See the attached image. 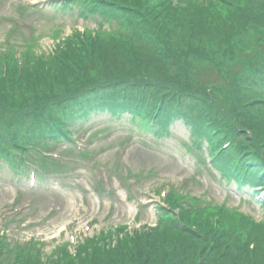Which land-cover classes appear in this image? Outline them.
<instances>
[{
    "label": "trees",
    "instance_id": "16d2710c",
    "mask_svg": "<svg viewBox=\"0 0 264 264\" xmlns=\"http://www.w3.org/2000/svg\"><path fill=\"white\" fill-rule=\"evenodd\" d=\"M81 1L137 13L149 35H138L135 41L136 35L86 34V40L71 38L66 48L47 58L28 49L20 74L11 56L6 73L0 66V155L10 157L24 144L51 146L43 138L63 133L56 126L63 125L58 106L70 102L72 93L103 97L101 89L119 85L141 91H120L109 97L112 104L134 113L140 112L131 105H154L147 121L162 116L164 123L181 116L198 132L212 126L205 136L214 141L215 131L218 145L235 138L229 148L236 159L223 167L235 170L232 177L241 183H264V34L257 27L264 19V0H218L214 9L195 2L174 8L161 0L165 10L160 22L150 0ZM251 31L255 39L246 40ZM237 50L239 64H232ZM147 86L154 92L145 91ZM244 129L253 139H243ZM182 197H169L171 210L179 208L177 214L162 208L156 227L126 234L114 246L111 235L102 234V239L81 245L75 256L64 247L47 260L38 251L32 252L36 256L20 255L18 264H183L191 258V264H220L223 255H230L232 264H264L263 222L226 208H187L180 204ZM215 214L219 220L213 223ZM214 253L220 255L214 259ZM12 261L0 258V264Z\"/></svg>",
    "mask_w": 264,
    "mask_h": 264
},
{
    "label": "rangeland",
    "instance_id": "374dc122",
    "mask_svg": "<svg viewBox=\"0 0 264 264\" xmlns=\"http://www.w3.org/2000/svg\"><path fill=\"white\" fill-rule=\"evenodd\" d=\"M24 1L40 6L36 11L28 10L21 16L25 22L22 25L25 37L31 34L37 38L39 34L43 36L40 47L45 51L54 49L58 41L53 40L54 31L59 29L62 37H66L72 30L93 28L97 19H100V13H91L84 18L46 0H1L0 46L13 21L19 18L18 4ZM189 1L191 0L183 2ZM262 17L264 18V13ZM106 25L103 31H109L108 22ZM257 27L264 34V19ZM255 36V32L251 31L245 39ZM25 37L20 33L14 34L10 44L23 48L21 50L24 51ZM7 46L8 44L3 49ZM40 47L37 43L36 52L41 50ZM257 50L258 47H254V54ZM231 57L235 58L232 64H239L240 51L237 50ZM197 61L205 64L200 58ZM212 79L217 78L213 76ZM196 91L203 94L205 90L199 88ZM255 111H258L256 107ZM128 115L117 117L104 111L94 114L89 121H84L82 129L76 132L81 142L91 134L102 133L99 134L100 137L92 139L91 148L97 147V154L93 157L96 163L91 162L93 158L86 160L78 167L66 170L63 175L41 180L33 190L28 184L26 186V176L17 175L14 179L7 165L0 162V229L5 225L3 218L15 214L17 219L9 227L12 243L35 239L43 248V254L63 241L73 238L77 244L88 236H96L100 231L118 224L126 223L132 229L144 226L154 228L156 221L161 218L157 211L159 196L154 194L155 190L165 187V184L174 185L175 188L208 200L207 204L226 203L231 208L249 214L255 222L264 220V194H257L253 187L238 190L234 182L227 183L209 162H201L199 158L208 159L207 152L199 155L189 149L193 140L189 127L182 120L172 125L169 136L156 139L153 133L146 132L129 120ZM241 132L243 139H253L255 136L245 129ZM121 142L126 145H120ZM87 144L89 145L88 142ZM114 166L121 170L124 177H118L110 171L114 170ZM98 179L107 192L103 197H99L92 188ZM19 190L23 191V203L29 205V208L13 212L9 207L19 198ZM136 217L140 221L136 222ZM219 255L218 253L217 256ZM217 256L214 253L212 258L216 259ZM219 257L220 264H232L230 255ZM191 261L192 258L183 264H191Z\"/></svg>",
    "mask_w": 264,
    "mask_h": 264
}]
</instances>
